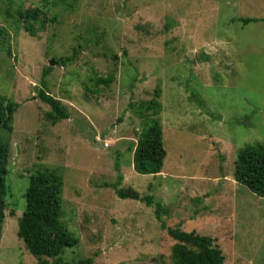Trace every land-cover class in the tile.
<instances>
[{"label": "rangeland", "instance_id": "1", "mask_svg": "<svg viewBox=\"0 0 264 264\" xmlns=\"http://www.w3.org/2000/svg\"><path fill=\"white\" fill-rule=\"evenodd\" d=\"M4 2L0 96L17 107L11 130L0 129V264H44L17 234L29 174L43 166L62 176V220L78 237L61 262L172 264L174 241L153 206L110 185L122 174L119 186L162 202L167 226L212 237L224 264H264V197L232 181L236 150L264 144V21L238 20L264 18V0H12L13 14L40 7L55 17L30 32ZM155 87L166 156L159 173L141 174L132 164L141 121L129 105ZM40 91L65 116L54 120Z\"/></svg>", "mask_w": 264, "mask_h": 264}, {"label": "trees", "instance_id": "2", "mask_svg": "<svg viewBox=\"0 0 264 264\" xmlns=\"http://www.w3.org/2000/svg\"><path fill=\"white\" fill-rule=\"evenodd\" d=\"M4 2V0H2ZM12 0L4 2L3 12L9 21L15 25H22L27 31L32 28H41L46 22H53L55 17L49 16L40 7H18L12 13ZM246 24L255 21H264L258 17H239ZM8 21V20H7ZM18 23V24H17ZM35 25H39L36 27ZM171 21L165 22L168 28ZM3 30V29H1ZM76 51H73V55ZM72 56L60 57L59 63L65 64L72 60ZM51 68L49 65L47 69ZM101 79H98L100 81ZM45 100L52 106V118L65 116L57 101L52 100L44 91H40ZM192 94V93H191ZM160 89L155 87L154 96L143 100L136 105L130 103V109L140 119V130L133 144L132 164L135 171L141 174H157L161 171L166 150L162 141V125L159 112L161 106L158 101ZM192 96H194L192 94ZM17 104L0 96V129L7 132L11 130L13 113ZM8 146L7 142L0 140V232L4 218L7 186L5 175L7 172ZM117 167V166H116ZM118 181L110 184L119 198H130L153 206V214L159 222L161 229L173 239L170 248L172 264H224V256L218 244L208 235L197 233L194 230L185 231L179 224L167 226L163 215L167 209L162 202L156 201L152 194H140L137 190L119 186L122 174ZM233 179L257 196L264 197V144H247L236 150V157L232 171ZM63 179L55 168L43 166L29 174L28 184L24 191V209L18 218L17 234L25 248L40 262L51 264H92V257L78 259L75 263L61 262V256L67 248L78 243V237L72 233L62 220Z\"/></svg>", "mask_w": 264, "mask_h": 264}, {"label": "water", "instance_id": "3", "mask_svg": "<svg viewBox=\"0 0 264 264\" xmlns=\"http://www.w3.org/2000/svg\"><path fill=\"white\" fill-rule=\"evenodd\" d=\"M54 63V61H49V64L52 65Z\"/></svg>", "mask_w": 264, "mask_h": 264}, {"label": "crops", "instance_id": "4", "mask_svg": "<svg viewBox=\"0 0 264 264\" xmlns=\"http://www.w3.org/2000/svg\"><path fill=\"white\" fill-rule=\"evenodd\" d=\"M232 181L235 183L236 181L233 179V176H232ZM236 184V183H235Z\"/></svg>", "mask_w": 264, "mask_h": 264}]
</instances>
